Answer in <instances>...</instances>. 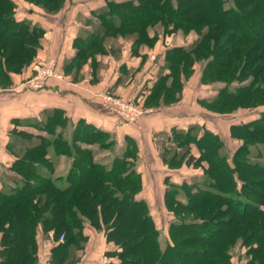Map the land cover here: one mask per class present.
Wrapping results in <instances>:
<instances>
[{
  "label": "trees",
  "instance_id": "obj_1",
  "mask_svg": "<svg viewBox=\"0 0 264 264\" xmlns=\"http://www.w3.org/2000/svg\"><path fill=\"white\" fill-rule=\"evenodd\" d=\"M25 1L49 13L66 3ZM18 8L17 0H0V86L8 88L17 84L11 74L34 61L45 32ZM93 16L97 28L74 42L77 67L106 52L111 38L132 37L136 52L143 45H155L159 35L151 30L158 26L163 36L197 33L192 45L166 49L168 72L143 93L144 100L134 99L144 107L178 101L197 62L203 63L202 83H224L213 97L200 100L206 109L232 113L264 106V0H107ZM45 114V120L35 124L49 135L15 128L8 144L15 156L9 167L14 185L0 178V264H35L39 229L65 233L51 248L50 261L72 264L81 259L87 225L114 244L104 253L111 259L106 264H234L239 242L247 247L245 264H264V110L231 125V137L239 141L231 155L223 151L225 143L218 133L203 129L198 134V125L171 128L166 142L172 153L163 156L169 167H201L205 175L196 181L166 183L165 208L172 219L164 247L147 201L138 197L142 174L129 159L137 157L135 141L128 139L123 155L105 165L82 144L109 148L114 143L109 132L80 121L69 141L56 131L68 118L58 109ZM254 149L262 161L253 158ZM51 150L71 159L65 174L44 171L51 164Z\"/></svg>",
  "mask_w": 264,
  "mask_h": 264
},
{
  "label": "crops",
  "instance_id": "obj_2",
  "mask_svg": "<svg viewBox=\"0 0 264 264\" xmlns=\"http://www.w3.org/2000/svg\"><path fill=\"white\" fill-rule=\"evenodd\" d=\"M23 1L26 6L34 5L25 0ZM106 1L84 0L83 2H76L65 18L62 17L61 19L59 16H55V20L42 19L41 17L43 16L34 14L35 9L30 8L28 10V14L37 16L34 20L45 32L41 38L40 47L34 61L23 68L21 72L12 73V83L18 84L22 79L30 77L34 72V64L45 59H54L57 63V70L62 75L60 77H50L46 87L40 90L11 91L12 89L9 90L7 88L2 91L1 89L0 168L3 167V173L6 172V178L5 176H0V178L4 179L3 182L7 183V185H10L9 181L14 183L9 167L12 165L15 156L8 148V144L13 142L15 137L13 129L16 128L19 131L29 132L34 135H49L47 132L45 134L35 123L43 121L46 118L45 113L49 110L58 109L61 111L63 118H68V123L64 128L59 126L56 131H61L69 141L72 140L74 130L80 121L110 133V138L117 142V148L114 152L105 148H95L93 147L94 145L82 144L93 149L95 160L105 165H111L116 156L123 155V152L127 149L128 139L134 140L138 147L137 157H129V159L135 163L136 169L142 174L143 189L138 197L144 198L150 203L149 200L150 197L152 198V193H146V183H161L160 202L165 207V191L168 186L166 183H181L185 180L180 174L181 172L196 171L198 168L187 165L176 169L170 168L163 158V153L159 146L155 143L152 133L162 130L170 133L172 127L187 129L190 125H197L203 122L202 116L200 118L190 117L187 114L177 113L176 111L163 114L168 107L182 103L187 94L190 81L201 80V71L196 69V64V70L185 82L179 101L168 105L151 106L153 111L149 113L154 112L155 114L148 113L137 122L127 123L120 121L115 113L104 107L102 94L111 93L144 100L145 95L143 93H149L150 88L158 78L157 75L160 69L164 70L163 73H167L168 69L164 66V54H160L158 58L152 61L150 55H152V50L156 45L153 47L141 46L136 52H133L132 37H130L132 42L128 39L127 44L123 46L118 44V48H114L113 42L110 41L113 39L122 41L124 37L106 40L105 48L107 51L98 53L95 58L98 65L91 57L84 60L80 67L73 65L78 51L74 43L75 39L81 34L85 37L88 34L86 33L87 30L97 28L98 21L94 20L93 11L104 6ZM20 14L22 15L23 12ZM89 23H94L96 26L93 27ZM152 64H155L156 67H153ZM200 106L202 105L200 104ZM200 109L202 110L201 107ZM152 115H154L153 118ZM13 119H19V122H15ZM187 123L190 124L186 125ZM145 147L147 148V156L144 151ZM192 151L196 155L199 153L195 146H192ZM170 155L167 154L166 157L169 158ZM51 157V164L44 171H53L54 175H62V172L66 173L68 171L71 165V159L68 156L56 154L51 150ZM166 215L168 222L164 225V233L167 235L168 240V225L172 219V214L167 210ZM50 231L54 230L50 229L47 233ZM84 232L88 235V240L84 248L79 250L80 258L86 264H104L101 257L108 249L114 248L113 242H108L105 234L92 225H87ZM47 233H44L41 229L38 230L37 251Z\"/></svg>",
  "mask_w": 264,
  "mask_h": 264
},
{
  "label": "rangeland",
  "instance_id": "obj_3",
  "mask_svg": "<svg viewBox=\"0 0 264 264\" xmlns=\"http://www.w3.org/2000/svg\"><path fill=\"white\" fill-rule=\"evenodd\" d=\"M17 1L19 3V8H18L19 12L20 13L23 12L22 15L25 16L26 20H28L34 24V23H36L34 19L37 16H43L41 18L42 19L47 18L46 20H48V19L49 20H51V19L55 20V16H59L61 19H62V17L65 18L69 14V10L71 9V7H73L76 4V2L79 3V2H83L84 0H67V3L64 5L63 9H61L60 11L55 12V13H49V12L45 11L39 5L34 4L33 6L32 5L26 6V4L23 0H17ZM99 1H101V0H99ZM30 8L35 9L34 14L37 16L28 14V10ZM70 13H71V11H70ZM89 24L90 25L92 24L93 27L96 26L94 23H89ZM154 31H156L158 33L159 39L155 43L156 46L152 50L153 51L152 55H150L152 61L155 60L156 58H158V56L160 54H164L166 49H168L170 47H173L176 45L177 46H181V45L190 46V45H192L193 42L198 37L197 33L195 34V33L190 32L189 34H183L182 32L179 31V32H175L171 35L166 36V37H168V38H166V37H163L162 28L159 26L155 30H151L152 35L154 34ZM162 37H163V39H162ZM128 39L132 42V39L129 36L124 37V39L122 41L121 40L118 41L117 39H113L110 42H113L112 44H113L114 48H118L117 47L118 44L120 46L127 44ZM155 55H157V56H155ZM196 64H197L196 69H199L201 71L202 67H203V63L197 62ZM153 67H156L155 64L153 65ZM196 69L194 66V71ZM163 72H164V70L160 69L157 77L159 76V74H162ZM193 73H192V75H193ZM223 86H224V83H222V82H214L211 84H205V83H202L201 80H199V81L198 80H194V81L191 80L190 84H189V88L187 90V94H186L184 100H182V103H177L176 105H174L172 107H168L165 112L163 111L164 112L163 114H167L169 112L173 113V111H176L177 113L180 112L182 114H187L190 117L200 118L202 116L203 122L200 124H197L198 127H197L195 132H198V134H201L203 132V129H209L215 133L220 134V136L222 137V139L224 140V143H225V147H224L223 151L225 153H227L228 155H231L232 152H234L235 148L239 144V141L237 139L231 137V134H230L231 125L233 123H239V122L248 120L250 118H253V117L259 115L264 110V107H259V108H255V109L239 108L232 113H217V112L210 111V110L206 109L205 107L200 106V100L201 99L213 97L217 93V91ZM14 87L9 88V90L12 89L11 91H13ZM7 88L8 87L0 86V91H1V89H2V91H4ZM114 95H116V94H114ZM196 97H197V100H196ZM200 107L202 108V110L200 109ZM147 114L148 113L142 115L137 121H139L141 118L143 119ZM149 114H155V113L152 112ZM153 117H154V115H152V118ZM137 121H135V122H137ZM150 121H152V120H150ZM191 123H193V122H191ZM188 124H190V123H187L186 125H188ZM152 134H153V139L155 140V143L159 146V149L163 153V156L167 155V154H171L172 153V149H171L172 146L169 142H166L168 135H169V132H166V130H162V131L153 132ZM18 145L20 146V142L18 143ZM90 145H94L93 147H95V148L99 147V145H97V144H90ZM116 148H117V142L114 141L112 146H110L109 148H105V149H107L108 151L114 152V151H116ZM166 148L169 151L168 153L165 152ZM256 150L257 149H254L255 154L253 155V158L256 160L262 161L261 156H259V154H256L257 153ZM144 151H145L146 156H147V148L146 147L144 148ZM263 152H264V149H263ZM3 171H4V169H3V167H1L0 168V176H2V177L5 176V173H6V172L3 173ZM188 171L189 172H181L180 174L185 179L190 180V181H196L200 177H203L205 175L204 169L201 167H199L198 170H196V171L195 170H193V171L188 170ZM62 174H65V173L62 172ZM5 178H6V176H5ZM2 181H4V179ZM9 184L14 185V183H11V181H9ZM161 189H162L161 183H146V193H150V192L152 193V198L150 197V200H149L150 203H148V202L147 203L149 205L150 212L153 215V217L157 223V226H158V229L160 232V240L162 243V247H164L166 245V241H167V235H165V233H164L165 232L164 225L168 222L167 221L168 218L166 215L167 210L162 205V203L160 202L161 201ZM61 233H63V232H61ZM60 234H58V235L56 234V235L59 236ZM246 252H247V247L240 244V242H239L235 246V249H234V254H235V255H233L234 264H245V263H247L248 262V256H247ZM103 256H104V254L102 255V257ZM102 257H101V259H102ZM78 261H83V260L80 259ZM75 262H77V261H75Z\"/></svg>",
  "mask_w": 264,
  "mask_h": 264
},
{
  "label": "built area",
  "instance_id": "obj_4",
  "mask_svg": "<svg viewBox=\"0 0 264 264\" xmlns=\"http://www.w3.org/2000/svg\"><path fill=\"white\" fill-rule=\"evenodd\" d=\"M33 74L25 79H22L13 89L21 90H40L46 87L48 79L53 76L60 77L62 74L57 70V63L54 59H45L34 64ZM102 102L104 107L111 110L117 118L122 122H135L142 115L153 111L151 107H144L133 98L122 95H114L111 93L102 94ZM65 238V233L59 236L54 231L48 232L42 241L39 250L36 252L35 264H51V248L62 242ZM110 258L107 255L102 257L103 263H109ZM73 264H86L84 261H77Z\"/></svg>",
  "mask_w": 264,
  "mask_h": 264
}]
</instances>
